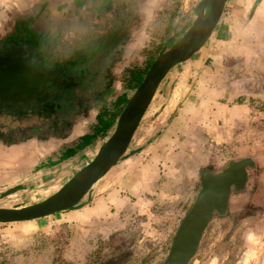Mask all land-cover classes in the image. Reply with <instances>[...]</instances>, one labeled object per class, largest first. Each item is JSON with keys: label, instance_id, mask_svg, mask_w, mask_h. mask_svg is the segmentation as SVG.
<instances>
[{"label": "rangeland", "instance_id": "rangeland-1", "mask_svg": "<svg viewBox=\"0 0 264 264\" xmlns=\"http://www.w3.org/2000/svg\"><path fill=\"white\" fill-rule=\"evenodd\" d=\"M143 1L138 7L139 26L110 70L113 82L103 100H90L91 95L99 93L93 88L87 96L79 93L89 84L93 70H101L102 61L98 60L93 70H88L90 76L84 77L79 90H68L59 98L61 108L54 119H58L60 127L55 124V132L50 129L46 136L39 138L47 142L43 147L34 144L36 148L31 149L35 132L22 130L37 124V115L1 117L0 150L8 162L1 165L0 208L42 202L94 160L114 129L106 139L103 136L93 147L80 150L64 161L61 158L66 150L74 146V141L66 138L69 127L87 111L113 109L115 98L122 93L129 99L137 88H133L132 73L141 72L144 77L151 60L183 36L201 2ZM91 2L96 0H0V33L9 26L11 29L2 35L6 36L16 22L39 15L44 4L53 5L46 20L43 16L42 21L48 22L44 36L53 40L59 34L56 38L60 41L59 57H66L78 49L79 42L74 41L77 32L73 28L65 31L71 25L59 24L54 16L61 17V12L69 16L82 11L86 14L91 10ZM230 5L233 7V0ZM223 21L232 30L223 31L228 38L221 42L215 40V31L210 50L217 55L228 52L250 57L251 54L247 76L254 80L256 74L264 73V28L245 29V20L232 15ZM22 22L19 31L27 32L28 24ZM99 75L94 85L99 84ZM172 76L170 91L165 83L123 158L77 206L39 220L0 224V264H162L179 225L201 190V172L219 174L245 158L255 162L254 168H248L245 188L240 192L233 190L224 215H214L189 264H264V83L255 81L258 89L249 94L255 123L241 128L228 126L230 131L246 130L240 150L231 151L229 145L219 140H195L196 135L187 139L185 130L193 133L190 127L172 138L175 142L163 138L167 121L184 99L178 86L186 83L185 79ZM86 119L83 127L92 132L94 120L87 116ZM15 133L18 134L16 142L12 140ZM211 136L216 137L217 133ZM51 137L54 138L50 141ZM62 137L65 139H58ZM155 155L160 157L154 159ZM12 190V194L4 196Z\"/></svg>", "mask_w": 264, "mask_h": 264}, {"label": "water", "instance_id": "water-1", "mask_svg": "<svg viewBox=\"0 0 264 264\" xmlns=\"http://www.w3.org/2000/svg\"><path fill=\"white\" fill-rule=\"evenodd\" d=\"M226 3L227 0H201L192 24L177 42L164 49L154 60L124 106L113 133L90 164L40 203L0 208V224L39 220L77 206L123 158L166 76L189 61L210 40L220 24ZM23 36L25 41L7 44L0 41V105L17 108L19 113H27L40 102H51L65 90L78 88L84 80V72L75 70V62L61 65L46 63V68L43 67L41 51L31 44L32 39L26 40V32ZM254 167V160L245 158L219 174L207 170L201 172V190L179 225L162 264L191 262L214 215L226 213L233 190L242 191L245 188L248 168Z\"/></svg>", "mask_w": 264, "mask_h": 264}, {"label": "crops", "instance_id": "crops-1", "mask_svg": "<svg viewBox=\"0 0 264 264\" xmlns=\"http://www.w3.org/2000/svg\"><path fill=\"white\" fill-rule=\"evenodd\" d=\"M233 1L234 5L232 7L230 5L231 0H227L223 16L216 30L217 35L215 36V40L217 42L227 40L228 37L223 33H226V31H229L230 33L232 30L229 24L223 21V19L230 15L245 20V29H248L251 26H254L253 28H251L253 30H257L262 27L264 28V0ZM134 13V15L136 16H131L130 21L135 22L136 20L138 28L140 22L139 15L141 11H134ZM248 20L249 22L247 23ZM8 27L9 26L5 27L4 30L0 33V40L3 37V33H6L11 29ZM219 34L223 36V39L218 36ZM18 35H20V37ZM57 37H59V34H55L53 40L50 41V43L53 45L54 50L60 49V41L58 39L56 40ZM212 37L207 42V44L189 61L174 68L166 76V78L158 88L154 99L157 98L159 91H161L163 86L166 85L165 83H168L167 87L170 91L172 85L169 81L172 75H174L172 77H176L175 79L180 77L182 79H185L186 81V83L184 82L178 86L180 89H182L180 90V93L184 94V99L180 101L178 105H176L174 114L167 121V126H165L164 129V133L166 134H164L163 138L168 137L169 140L175 142L176 140H173L172 138L177 137V135H179V133L183 131L184 128L188 129V127H190L193 133H191V131L185 130L187 139L192 137L193 135H196L195 140L203 138L219 140L222 143H226L227 145H229V149L231 151L240 150L242 141L241 139L243 138L246 130L243 129L245 132L241 131L240 129L230 131L228 129V126L230 124H233L235 126L238 125L239 128H241L242 125L255 123V120H253L255 118L252 115V100L249 94L257 91L258 89L256 88L255 81H260L261 84L264 83V73L259 72L255 75L256 78L254 80H250L247 76V73H249L251 67L249 65L250 61L252 60L250 58L251 54L250 57L244 55L238 56V54H231L228 52L218 53L219 55H217V53L213 52V50H210L209 47V45L213 41ZM17 40L24 41L22 31L20 32L18 30V34L11 39V41ZM262 61L264 62L263 59ZM114 62L115 60L113 61V63ZM180 67L185 68L181 69ZM97 74H100L98 84V86L100 87V91L90 100L97 99L100 101L106 97L105 94L107 92H110V87L112 86L111 84L113 81L110 78L111 76H109L107 72L102 73L99 71L96 72V75ZM108 82L109 84L105 85V88H101V85L103 83ZM123 98H128L127 94L122 93L115 98L113 102V109H100L96 113L93 111H87V114H84L82 115V117L75 119L72 127H69V129L67 130L66 138L74 141V146L72 144L70 145L71 147L68 146L70 147L68 149L76 148L81 141V138L85 135H93L96 133L98 127V118L103 113H105L109 118L114 115L117 116L115 123L107 131L100 132L85 148L93 147L95 143H97L100 139L110 134V132L113 131L118 117L122 112L123 107L120 103V100H122ZM86 116L90 118V120H94L92 132L87 127H83V125L87 122ZM221 124L223 125V127H219ZM212 133H217V136H211ZM204 135H209V137H204ZM52 138L54 137H51L49 140L51 141ZM58 139L64 140L65 137ZM38 140L39 139L37 138L31 139V141H33L30 145L31 149L36 148V146L43 147L45 145L44 142L46 141ZM34 144H36V146H34ZM1 148L2 144L0 143V149ZM225 148H227V146H225ZM78 152H80V150ZM78 152L76 154H78ZM73 156L67 159H61L66 161ZM158 157H160V155H155L154 159H157ZM2 162L7 164L8 160L6 159V157H2L0 150V178H2Z\"/></svg>", "mask_w": 264, "mask_h": 264}, {"label": "flooded vegetation", "instance_id": "flooded-vegetation-1", "mask_svg": "<svg viewBox=\"0 0 264 264\" xmlns=\"http://www.w3.org/2000/svg\"><path fill=\"white\" fill-rule=\"evenodd\" d=\"M142 1L143 0H96L94 3L91 2V10H89L86 14L82 11L76 15L69 16L68 13L63 14L61 12V17L54 16V18L56 17L55 19H57L55 21H58L59 24L63 22L65 26L71 25L70 27H65V31H67V28H69V30L73 28V30L77 32V35L75 34L74 41L79 42L78 49L73 51V54L69 53L63 58L59 57L61 56V48L59 50H54L53 45L50 43L51 40L46 39L44 36L48 22L46 23L45 21L44 23V21H42L43 16L46 20L47 16L50 15L49 11L54 9L53 5L44 4L45 6L44 8L42 7L39 15L16 22L12 30L7 33L6 36H3L0 41L6 44L10 43L11 39L18 34L20 22L23 21L22 24H28L26 40L28 41L33 38L31 44L37 47L43 55V67L46 68V63L49 65H61L64 62H75V70L83 71L84 77H86L88 74L90 76L89 71L91 69L93 70L96 65V61L101 60L102 64L100 71L102 73L107 71L109 76H111L110 70L114 64L113 61L115 60L116 62L118 60L123 48L126 47L127 43L130 41L132 35L137 29V21L135 20V22H132L130 21V18L135 14L134 11L137 12L139 10L138 7L141 5ZM135 16L136 15H134V17ZM18 36L20 37V35ZM48 47H50L51 51ZM47 48L49 50H47ZM74 53H77L78 56H75ZM22 59H24V57H22ZM92 76V78L90 77L89 84L85 86V88L80 89V95L86 93L85 96H87L89 92L91 93V88H93L94 91L100 89L97 84H93L97 76L94 70ZM102 86H104V83L101 87ZM79 88H75V90H79ZM67 91L68 90H65L64 93L58 95V97L53 99L51 102L38 103L35 107H33V109L27 111V113H19L17 108L12 106L5 107L0 105V119L4 115L14 116L15 118L37 115L39 119L37 124L34 126L32 125V127L26 126L22 128V130L26 133H28L29 130H31V132H35L33 133V138L31 137V139L42 138L49 133L50 129L52 132H55V124L56 126L58 124L60 127L58 119H54V116L56 115L57 110H60L61 108L58 104L59 98H61ZM91 96L94 97L93 95ZM17 136V133L12 135V140H15L16 142ZM0 143L3 144L1 137Z\"/></svg>", "mask_w": 264, "mask_h": 264}, {"label": "trees", "instance_id": "trees-1", "mask_svg": "<svg viewBox=\"0 0 264 264\" xmlns=\"http://www.w3.org/2000/svg\"><path fill=\"white\" fill-rule=\"evenodd\" d=\"M221 39H223V36L222 35H218ZM155 59L151 60V62L149 63L148 65V68L146 69L145 72L148 71V69L150 68V66L152 65V63L154 62ZM144 72V73H145ZM143 73L141 72H133L132 73V80L134 81L135 85L133 88H136L142 81L143 79ZM108 83H104V86H102L101 88H105L106 86L105 85H108ZM96 91H100L99 90H96ZM128 101V98H123L122 100H120V103L122 104V107L124 108V106L126 105ZM122 108V109H123ZM116 117L117 116H112L111 118H109L108 116H106L105 113L101 114L98 118V127H97V131L95 134H87L85 135L84 137L81 138V141L79 142V144L77 145L76 148H71V149H68L65 154L63 155V159H67L73 155H75L79 150L81 149H84L87 145L90 144V142L92 141L93 138H95L100 132H105L107 131L110 127H112V125L115 123L116 121ZM237 192H240V191H237ZM255 200V199H254ZM256 201V200H255ZM218 215H224V214H219Z\"/></svg>", "mask_w": 264, "mask_h": 264}]
</instances>
